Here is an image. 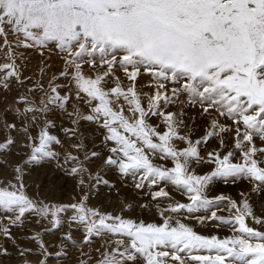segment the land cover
<instances>
[{
    "label": "snow or ice",
    "instance_id": "snow-or-ice-1",
    "mask_svg": "<svg viewBox=\"0 0 264 264\" xmlns=\"http://www.w3.org/2000/svg\"><path fill=\"white\" fill-rule=\"evenodd\" d=\"M49 44L57 46L65 60L62 76L68 78L69 69L72 71L75 99L89 107L90 114L82 119L103 129L105 141L113 145L106 164L122 177H131L138 189L167 183L181 190L190 203L166 206L161 209L160 226L145 225L101 214L83 201L54 209L37 208L20 184L0 188V213L9 220L14 217L17 224L26 213H38L43 219L51 218L56 227L62 213H75L71 219L84 228V243L105 234L113 238L115 250L105 252L99 264H129L135 260L134 254L142 256L146 264H186L189 260L194 264H264V234L247 226V218L253 217L247 201L240 207L230 204L234 218L223 219L217 211L210 212L211 220L230 226L234 235L229 239L202 237L179 219L173 226L171 216L163 215L209 213L213 201L205 193L214 179H247L264 192V147L257 149L253 143L254 135L264 141V0H0V50L8 49L5 62L0 63L5 90L9 80L18 79L14 49H32L43 57ZM97 55L105 72L95 78L85 76L84 64L95 68ZM117 69L124 72L126 87L115 77ZM141 75L153 81L144 87L155 88L147 107L136 85ZM109 76L115 83L106 89ZM61 87L50 85L48 99L40 100L41 107H25L23 114H47L50 107L65 109L71 97L61 96ZM181 95L187 97L189 106L199 105L205 114L214 110L236 126L235 149L241 163L232 162V152L223 157L210 154L205 162L214 164L215 170L208 176L191 173L192 163L200 160L201 141L181 135L183 119L167 111L177 103L183 105ZM121 100L131 119L125 116ZM20 103H24L22 98ZM69 115L81 119L78 111ZM152 117L161 119L162 132L148 123ZM229 131L213 121L203 143ZM176 141L186 145L184 150H176ZM58 143L47 127L42 128L31 160L55 158L51 147ZM157 158L170 160L173 166H157L152 162ZM76 159L66 158V162ZM71 171L82 170L74 166ZM15 172L19 178L21 170ZM167 196L161 189L153 192L152 199ZM9 231L0 224V234L7 236ZM40 247L43 249L42 243Z\"/></svg>",
    "mask_w": 264,
    "mask_h": 264
},
{
    "label": "rangeland",
    "instance_id": "rangeland-1",
    "mask_svg": "<svg viewBox=\"0 0 264 264\" xmlns=\"http://www.w3.org/2000/svg\"><path fill=\"white\" fill-rule=\"evenodd\" d=\"M12 39L9 36V40ZM7 51V48L0 50V63L5 62L4 53ZM14 53L18 79L9 80L7 90L4 89L3 82H0V188L22 184L24 193L37 208L54 209L83 201L87 208L101 214L157 226L162 223L161 209L169 205L190 203L181 190L167 183H160L155 188L145 184L143 188L138 189L131 177H122L114 166L106 164L110 156L109 149L113 145L105 141L103 129L82 119L90 114L89 107L75 99L77 91L71 86L72 71L69 69L68 78L62 76L65 60L57 46L49 44L43 57L32 49L15 48ZM96 60L95 68L84 64L82 72L85 76L95 78L105 72V68L99 67L98 55ZM114 75L119 77L122 85L127 86L128 81L123 71L117 69ZM107 80L104 87L111 89L115 83L114 77L109 76ZM152 82V78L147 75H141L136 81L145 107L155 88L144 86ZM50 85H61L59 94L71 97L66 108L50 107L47 114H23L25 107H41L40 100L48 99ZM21 98L24 103H20ZM180 101L184 102L183 105L177 103L167 111L177 113L178 118L183 119L181 135H187L193 142L201 141L198 146L200 160L192 163L191 173L197 176L210 175L215 170L214 164L205 162L210 154L223 157L232 152V162L241 163L242 158L235 149L236 126L220 117L214 110L205 114L199 105L189 106L185 95L180 96ZM119 104L125 107V116H129L124 101L121 100ZM73 111H78L81 119L77 121L76 116L69 115ZM129 118L131 119L130 116ZM33 119L37 121L35 124L32 123ZM213 121L226 126L230 131L222 136H213L207 143H203ZM148 123L162 132L163 124L159 117H152ZM45 127L49 135L59 141L51 147L55 158H39L38 161H32V149L39 146V134ZM222 138L225 145L223 148ZM9 140L13 141L10 145L7 143ZM253 143L257 149L264 147V141H261L258 135H254ZM174 147L177 151H182L186 145L176 141ZM70 157L77 159L66 162V158ZM152 162L164 168L173 166L170 160L157 158ZM74 166L82 171L72 174ZM17 168L21 170L19 178L15 172ZM257 187L243 178H230L229 181L214 179L205 193L207 199L213 201L209 213L164 212L163 215L171 216L173 226L179 219L202 237L229 239L234 235L230 226L211 220L210 212L217 211V216L223 219H229L230 216L234 218L235 210L230 204L235 203L240 207L247 201L253 217L264 221V192L257 191ZM161 189L167 192L168 196L153 200V192ZM221 196L225 199L218 201L217 198ZM74 214L62 213L61 223L56 227L51 223V218L43 219L38 213H26L20 224L15 223L14 217L9 220L5 214L0 213V224L10 228L7 236L0 234V264H99L105 252L115 250L113 238L105 234L101 238H92L89 243H84V228L72 222L71 217ZM197 217L204 222L200 223ZM253 217L247 218V226L264 234V224H256ZM40 243L43 244V249ZM134 255L135 260L129 264H146L142 256ZM186 264L194 262L189 260Z\"/></svg>",
    "mask_w": 264,
    "mask_h": 264
}]
</instances>
